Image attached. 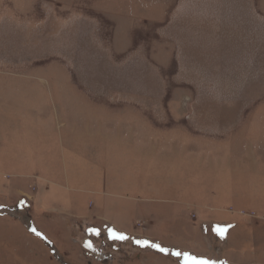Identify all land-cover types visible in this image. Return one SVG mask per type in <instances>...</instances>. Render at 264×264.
<instances>
[{"label": "rangeland", "instance_id": "rangeland-1", "mask_svg": "<svg viewBox=\"0 0 264 264\" xmlns=\"http://www.w3.org/2000/svg\"><path fill=\"white\" fill-rule=\"evenodd\" d=\"M174 252L264 264V0H0V264Z\"/></svg>", "mask_w": 264, "mask_h": 264}, {"label": "snow or ice", "instance_id": "snow-or-ice-1", "mask_svg": "<svg viewBox=\"0 0 264 264\" xmlns=\"http://www.w3.org/2000/svg\"><path fill=\"white\" fill-rule=\"evenodd\" d=\"M33 231L35 232V229H33ZM227 231H228L227 228L218 227L216 229L217 234L221 238H224L225 237V234H226ZM110 234H111V237L113 239H118V240H125V239H127L126 236H124L122 234H119V233H117L115 231H111ZM37 235H39V233H37ZM136 243H138V244H140L142 246H150V247H153V248L157 249L158 251L163 252L165 254L168 253V249L163 248V247H161L158 244H149L148 241H136ZM89 247H91V245H89ZM173 255H175L177 257H182L183 258V261H184V264H216L215 261L198 259L197 257L192 256V255L187 254V253L174 252Z\"/></svg>", "mask_w": 264, "mask_h": 264}, {"label": "trees", "instance_id": "trees-1", "mask_svg": "<svg viewBox=\"0 0 264 264\" xmlns=\"http://www.w3.org/2000/svg\"><path fill=\"white\" fill-rule=\"evenodd\" d=\"M23 200H26V198H25V197H21V198H19V199H18V204H19L20 201H23ZM66 225H67V224H66ZM67 226H68V225H67ZM70 227L72 228V226H70ZM28 231H29V230H28ZM47 237H48V236H47ZM48 238H49V237H48ZM48 238L46 239L47 241L44 240V239H42L41 242H42V243H47L49 246H50V244H49L48 242H50V243L56 245V241H55V240H52L51 238H49V239L51 240V241H50ZM44 245H45V244H44ZM78 245H79V244H78ZM80 245H81V248L84 247L83 244H82V242L80 243ZM52 250H53V249H52ZM54 257H55V256H54ZM55 258L57 259V257H55ZM57 261H58V260H57Z\"/></svg>", "mask_w": 264, "mask_h": 264}, {"label": "crops", "instance_id": "crops-1", "mask_svg": "<svg viewBox=\"0 0 264 264\" xmlns=\"http://www.w3.org/2000/svg\"><path fill=\"white\" fill-rule=\"evenodd\" d=\"M75 220H78L79 222H81V220L80 219H75ZM84 225V224H83Z\"/></svg>", "mask_w": 264, "mask_h": 264}, {"label": "flooded vegetation", "instance_id": "flooded-vegetation-1", "mask_svg": "<svg viewBox=\"0 0 264 264\" xmlns=\"http://www.w3.org/2000/svg\"><path fill=\"white\" fill-rule=\"evenodd\" d=\"M109 259H111V257Z\"/></svg>", "mask_w": 264, "mask_h": 264}, {"label": "bare ground", "instance_id": "bare-ground-1", "mask_svg": "<svg viewBox=\"0 0 264 264\" xmlns=\"http://www.w3.org/2000/svg\"><path fill=\"white\" fill-rule=\"evenodd\" d=\"M232 232V231H231Z\"/></svg>", "mask_w": 264, "mask_h": 264}]
</instances>
